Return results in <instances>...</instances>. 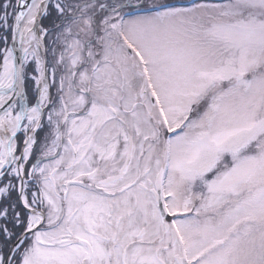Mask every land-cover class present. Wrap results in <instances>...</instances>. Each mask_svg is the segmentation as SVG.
<instances>
[{"label": "snow or ice", "instance_id": "1", "mask_svg": "<svg viewBox=\"0 0 264 264\" xmlns=\"http://www.w3.org/2000/svg\"><path fill=\"white\" fill-rule=\"evenodd\" d=\"M0 264H264V0H0Z\"/></svg>", "mask_w": 264, "mask_h": 264}]
</instances>
